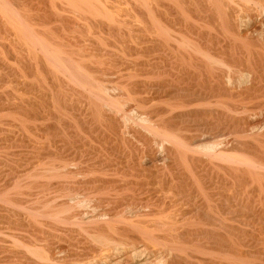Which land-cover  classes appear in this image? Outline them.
Returning <instances> with one entry per match:
<instances>
[{"label":"bare ground","instance_id":"6f19581e","mask_svg":"<svg viewBox=\"0 0 264 264\" xmlns=\"http://www.w3.org/2000/svg\"><path fill=\"white\" fill-rule=\"evenodd\" d=\"M126 255L264 264V0H0V264Z\"/></svg>","mask_w":264,"mask_h":264},{"label":"rangeland","instance_id":"374dc122","mask_svg":"<svg viewBox=\"0 0 264 264\" xmlns=\"http://www.w3.org/2000/svg\"><path fill=\"white\" fill-rule=\"evenodd\" d=\"M23 247V246H22ZM21 248V247H20ZM24 248V247H23ZM23 248H21V249H23ZM23 250H25V248L23 249ZM114 253H116V252H113V257L112 258H114V259H116L117 258V256L118 255H120V254H115L114 255ZM116 256V257H115ZM125 257V258H124ZM128 257V258H127ZM123 258H124V264H132L133 263V258H131V256H123ZM143 258V257H142ZM138 260V259H137ZM137 260H134L135 262L137 261ZM140 260H142L141 258H139V260L138 261H140ZM132 262V263H131ZM95 264V263H94Z\"/></svg>","mask_w":264,"mask_h":264}]
</instances>
